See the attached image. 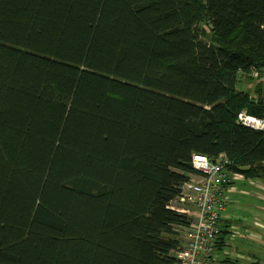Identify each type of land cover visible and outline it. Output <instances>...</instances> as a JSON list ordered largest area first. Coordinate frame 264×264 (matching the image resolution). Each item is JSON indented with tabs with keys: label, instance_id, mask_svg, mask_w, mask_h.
Returning <instances> with one entry per match:
<instances>
[{
	"label": "trees",
	"instance_id": "1",
	"mask_svg": "<svg viewBox=\"0 0 264 264\" xmlns=\"http://www.w3.org/2000/svg\"><path fill=\"white\" fill-rule=\"evenodd\" d=\"M244 111L264 0H0V264H169L194 155L264 182Z\"/></svg>",
	"mask_w": 264,
	"mask_h": 264
},
{
	"label": "built area",
	"instance_id": "2",
	"mask_svg": "<svg viewBox=\"0 0 264 264\" xmlns=\"http://www.w3.org/2000/svg\"><path fill=\"white\" fill-rule=\"evenodd\" d=\"M239 123L264 132V120L245 111L239 115ZM230 164L225 155H220L217 161L204 155L193 156L192 165L198 174L191 176L171 202L174 204H170V209L188 217L189 224L181 234L183 244L172 253L169 264H212L220 235L217 222L224 210L225 189L242 177L229 170Z\"/></svg>",
	"mask_w": 264,
	"mask_h": 264
},
{
	"label": "rangeland",
	"instance_id": "3",
	"mask_svg": "<svg viewBox=\"0 0 264 264\" xmlns=\"http://www.w3.org/2000/svg\"><path fill=\"white\" fill-rule=\"evenodd\" d=\"M243 85L245 89L253 90L254 88V84L250 82H246L245 84L243 83ZM248 123L251 122L248 121ZM254 126H258V125L254 124ZM245 181L246 179L244 178L243 175L241 178H238L233 181L235 182L234 184L235 193L233 194L232 192L231 193L229 192L230 193V194L228 193L229 196L227 194L229 200L228 214L231 218L227 220H223L221 226L229 231L230 226H234L235 224L233 222L234 217L237 215H241L240 218L238 219H240L239 221L240 227L242 228L244 227V232L243 229L241 231L234 232L235 234L232 236L233 241H230L232 244V248L236 246L235 243H240V246L238 247L240 248L241 252L246 251L248 254L250 253L253 254L256 251L255 257L257 258L255 260H257L258 262H262L264 264V240H262L261 237L264 236V191L261 190V186H257V184L261 182L260 180H256L255 183L253 182L248 183ZM261 184H263V182ZM171 204L173 205L174 203ZM250 227H252L254 233L259 234L258 238L260 239V243H259L260 245L257 244L254 240L244 239V235L247 237L251 235L249 229ZM177 231L179 232L180 234L179 236L181 237V234L184 232V228L179 227ZM240 233L242 234V236L239 235ZM248 261L252 262L251 260Z\"/></svg>",
	"mask_w": 264,
	"mask_h": 264
},
{
	"label": "crops",
	"instance_id": "4",
	"mask_svg": "<svg viewBox=\"0 0 264 264\" xmlns=\"http://www.w3.org/2000/svg\"><path fill=\"white\" fill-rule=\"evenodd\" d=\"M245 182L255 183V181H250V180H246ZM261 183L262 182H259V184H257V186H261V190L264 191V188H262V187H264V182H263V184H261ZM234 184L231 186H228L224 192L225 197H226L225 204H224V210L220 212L221 216L217 222V227L220 231V235L223 234V244H221V242H218L217 245H215V251L213 254L212 264H263L262 262H258L257 260H255L257 258V257H255L256 251L253 254H251V253L248 254L246 251L241 252L240 248L238 247V246H240V243H235L236 246L234 248H232V244L230 241H233L232 236L235 234L234 232L235 231H241L242 229L244 232V227L243 228L240 227V224H239L240 219H238V218H240L241 215H237L234 217L233 222L235 224H234V226H230L231 231H230V228L228 231L221 226L223 220H227V219L231 218L228 214V203H229L228 196L231 192L233 194L235 193L234 192L235 191ZM254 189H256V188H254ZM227 194H228V196H227ZM256 221H257V219H256ZM249 229H250L251 235L249 237L244 235V239L254 240L257 244H259L260 243V239L258 238L259 234L254 233L252 230V227H250ZM239 235L242 236L241 233ZM260 236H261V234H260ZM261 237H262V240H264V236H261ZM217 241H218V239H217ZM248 260H251L252 262H249Z\"/></svg>",
	"mask_w": 264,
	"mask_h": 264
},
{
	"label": "clouds",
	"instance_id": "5",
	"mask_svg": "<svg viewBox=\"0 0 264 264\" xmlns=\"http://www.w3.org/2000/svg\"><path fill=\"white\" fill-rule=\"evenodd\" d=\"M196 171H197V170H196ZM193 175H195V174H193ZM193 175H192V176H193Z\"/></svg>",
	"mask_w": 264,
	"mask_h": 264
}]
</instances>
